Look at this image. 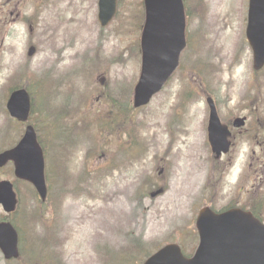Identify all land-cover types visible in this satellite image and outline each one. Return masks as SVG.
Instances as JSON below:
<instances>
[{"label": "rangeland", "instance_id": "374dc122", "mask_svg": "<svg viewBox=\"0 0 264 264\" xmlns=\"http://www.w3.org/2000/svg\"><path fill=\"white\" fill-rule=\"evenodd\" d=\"M97 1L0 0V152L26 123L39 138L43 127H64L75 141L59 143L63 161L51 158L44 208L18 183L21 253L0 252V264H140L172 242L190 254L205 205L250 206L264 221V68L253 69L241 25L248 0H184L191 41L137 109L143 0H120L104 27ZM16 86L31 92L26 123L6 109ZM208 96L232 130L221 159L207 140ZM56 136L45 137L52 157ZM13 177L11 164L0 168V181Z\"/></svg>", "mask_w": 264, "mask_h": 264}, {"label": "water", "instance_id": "95a60500", "mask_svg": "<svg viewBox=\"0 0 264 264\" xmlns=\"http://www.w3.org/2000/svg\"><path fill=\"white\" fill-rule=\"evenodd\" d=\"M118 0H98V21L106 26L114 17ZM145 20L140 36L141 70L134 87L133 106L146 105L158 93L178 66L185 47V15L182 0H144ZM246 37L253 50V67L264 66V0H249ZM32 52V51H31ZM30 52V53H31ZM209 105L208 141L216 159L229 151L231 132L222 124L214 101ZM30 96L24 88L13 90L6 108L13 118L25 122L30 113ZM244 119L234 121L242 126ZM14 162L15 174L34 184L46 197L44 159L31 125L18 144L0 152V166ZM0 204L6 212L15 209L16 197L7 181L0 182ZM195 226L199 242L187 257L177 243H168L142 264H264V224L252 213L230 209L216 213L209 207L198 211ZM0 250L5 259L16 258L18 234L9 222H0Z\"/></svg>", "mask_w": 264, "mask_h": 264}, {"label": "flooded vegetation", "instance_id": "af4514ba", "mask_svg": "<svg viewBox=\"0 0 264 264\" xmlns=\"http://www.w3.org/2000/svg\"><path fill=\"white\" fill-rule=\"evenodd\" d=\"M184 8H185V16H186V47H187L189 42L191 41V38H192V37L189 36V31H188V28H187L191 12H190L189 8L187 7V5L185 3H184ZM242 21H243V23H241V25L243 26L244 31H245L244 32L245 40L247 42V45H248L249 49L251 50V54L253 55L252 48H251V46H250V44H249V42L247 41V38H246L247 15H246V21H245V18H243ZM232 123H233V121H232ZM23 133H24V131H23ZM231 133H232V130H231ZM53 135H57L56 136V141L58 143L56 142L57 143V149H56V151H54V154H53V157H52V155L50 154L49 149H48V144H47L48 143L47 142L48 138H45V137L46 136H53ZM231 136H232V134H231ZM38 141H40V147L42 149L43 156H44V162H45V181H46V186H47V196H46L45 199H41L40 198V203L43 205V208H44L45 203H47V200L50 199V185H49V177L47 175V169L51 165V158L53 159V161H55L56 159L60 160V161H63V154L60 151L59 143H62V145H66L67 147H69L71 144L73 145V142L75 143V141L71 137L70 129H67V128H64V127L52 128V129L43 128L42 135H40V138H39ZM13 146L14 145L10 146L9 148H12ZM9 162H11L9 164L12 165L13 162L12 161H9ZM7 164H5L4 166H6ZM0 168H2V167H0ZM13 175H14L13 179L10 178V179L4 180V181H7V182H9L11 184V188L14 191L15 196L17 198L16 208L12 212L3 211L4 212V216H0V221H11V222H14L16 217H17V215L19 214V208H20V191H19V187H18V183L19 182H25V184L28 185L32 189V191L34 192L36 197L39 199L38 193L34 189V187L29 182L17 178V176L14 173V169H13ZM56 176H58V175H56ZM60 178H61V176L58 177L55 181L59 183L60 181H58V180ZM205 207H208V206H205ZM236 208L242 209V210L247 211V212H251L253 214V210H252L253 208L252 207H250V206L244 207L242 205L234 204V203L225 204L224 206H222L220 208L212 207L210 209L213 210L216 213H221V212H225V211H228L230 209H236Z\"/></svg>", "mask_w": 264, "mask_h": 264}, {"label": "trees", "instance_id": "16d2710c", "mask_svg": "<svg viewBox=\"0 0 264 264\" xmlns=\"http://www.w3.org/2000/svg\"><path fill=\"white\" fill-rule=\"evenodd\" d=\"M16 87H18V86H16ZM16 87H14V88H16ZM12 89H13V88H12ZM123 111H124V112L126 111V107H125V106H124V108H123ZM107 122H109V121H106V120H105L104 123H103V125H106ZM103 125H102V126H103ZM252 210H253V213H254L255 215L259 216V214L257 213V211H256L255 209H252Z\"/></svg>", "mask_w": 264, "mask_h": 264}]
</instances>
